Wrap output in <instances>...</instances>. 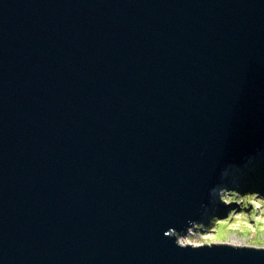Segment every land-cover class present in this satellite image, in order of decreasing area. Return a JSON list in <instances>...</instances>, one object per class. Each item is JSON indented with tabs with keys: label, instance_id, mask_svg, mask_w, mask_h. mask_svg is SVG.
Listing matches in <instances>:
<instances>
[{
	"label": "water",
	"instance_id": "1",
	"mask_svg": "<svg viewBox=\"0 0 264 264\" xmlns=\"http://www.w3.org/2000/svg\"><path fill=\"white\" fill-rule=\"evenodd\" d=\"M264 152V0H0V264H264L181 246Z\"/></svg>",
	"mask_w": 264,
	"mask_h": 264
},
{
	"label": "rangeland",
	"instance_id": "2",
	"mask_svg": "<svg viewBox=\"0 0 264 264\" xmlns=\"http://www.w3.org/2000/svg\"><path fill=\"white\" fill-rule=\"evenodd\" d=\"M263 157L264 152L255 166L250 165L257 161L254 159L246 167H238L236 171L235 168L231 169L214 188L215 194L212 189L210 204L193 226V238L197 242H235L238 245L264 246V189L248 187ZM220 188L235 189L222 193V198L229 201L226 204L220 201Z\"/></svg>",
	"mask_w": 264,
	"mask_h": 264
},
{
	"label": "clouds",
	"instance_id": "3",
	"mask_svg": "<svg viewBox=\"0 0 264 264\" xmlns=\"http://www.w3.org/2000/svg\"><path fill=\"white\" fill-rule=\"evenodd\" d=\"M224 191H235V189H229V188H220L219 190V196H220V201L223 204L228 203L229 201L225 200L222 198V193ZM213 194H215V189H213ZM191 226L187 228V233L182 234L178 232L175 229H170L166 235L169 237H175L176 238V243L181 246H194V247H199V246H205L204 243L197 242V239L193 238V226L196 224L195 221H190ZM213 241H208L207 246H212ZM256 248L261 249L264 248V246H256Z\"/></svg>",
	"mask_w": 264,
	"mask_h": 264
},
{
	"label": "trees",
	"instance_id": "4",
	"mask_svg": "<svg viewBox=\"0 0 264 264\" xmlns=\"http://www.w3.org/2000/svg\"><path fill=\"white\" fill-rule=\"evenodd\" d=\"M260 157L256 158L255 160H257V161L251 162L250 165L251 166L257 165V163H259L258 159H260ZM249 184H250V185H248L249 188H253V187H259L260 188L261 187L262 189H264V159H263V162H261L260 168L255 169V171H254V180L251 181ZM249 188H247V190L250 191Z\"/></svg>",
	"mask_w": 264,
	"mask_h": 264
},
{
	"label": "bare ground",
	"instance_id": "5",
	"mask_svg": "<svg viewBox=\"0 0 264 264\" xmlns=\"http://www.w3.org/2000/svg\"><path fill=\"white\" fill-rule=\"evenodd\" d=\"M234 170L236 171V170H239V169H238V168H235ZM206 207H207V206H206ZM206 207L204 208V211H206ZM229 243H230V244H233V245H238V244H236L235 242H229Z\"/></svg>",
	"mask_w": 264,
	"mask_h": 264
}]
</instances>
